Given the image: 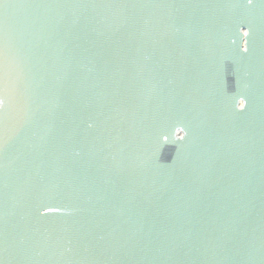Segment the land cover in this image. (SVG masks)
I'll return each mask as SVG.
<instances>
[{"label":"water","instance_id":"1","mask_svg":"<svg viewBox=\"0 0 264 264\" xmlns=\"http://www.w3.org/2000/svg\"><path fill=\"white\" fill-rule=\"evenodd\" d=\"M0 50V264H264V0H3Z\"/></svg>","mask_w":264,"mask_h":264},{"label":"snow or ice","instance_id":"2","mask_svg":"<svg viewBox=\"0 0 264 264\" xmlns=\"http://www.w3.org/2000/svg\"><path fill=\"white\" fill-rule=\"evenodd\" d=\"M0 3H3V0H0ZM246 3L248 6H252L254 3V0H246ZM3 60V51L0 50V61ZM0 83H2V77H0ZM3 87H7L6 84H3ZM5 105V98L0 97V108H3Z\"/></svg>","mask_w":264,"mask_h":264}]
</instances>
